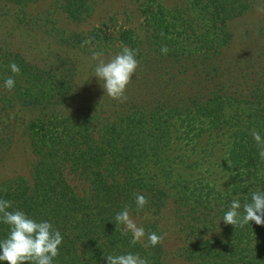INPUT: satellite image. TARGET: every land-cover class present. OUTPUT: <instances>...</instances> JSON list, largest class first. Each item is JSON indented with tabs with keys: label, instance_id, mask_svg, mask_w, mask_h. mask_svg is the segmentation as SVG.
I'll return each mask as SVG.
<instances>
[{
	"label": "trees",
	"instance_id": "1",
	"mask_svg": "<svg viewBox=\"0 0 264 264\" xmlns=\"http://www.w3.org/2000/svg\"><path fill=\"white\" fill-rule=\"evenodd\" d=\"M162 1L129 0L120 21L98 0H0V26L21 29L26 43L0 33V199L60 231L53 264L127 253L148 264H264V225L222 220L234 199L264 190L251 135L264 139V12L258 34L233 51L230 22L248 0ZM125 46L139 67L121 103L104 94L91 56L107 61ZM17 149L29 152L26 170L8 175ZM126 206L144 242L155 232L162 244L121 235L115 215ZM7 234L0 223V240ZM168 237L181 244L168 250Z\"/></svg>",
	"mask_w": 264,
	"mask_h": 264
},
{
	"label": "clouds",
	"instance_id": "2",
	"mask_svg": "<svg viewBox=\"0 0 264 264\" xmlns=\"http://www.w3.org/2000/svg\"><path fill=\"white\" fill-rule=\"evenodd\" d=\"M258 11L264 12V6L258 7ZM89 43V41H85ZM161 53L167 54V46L161 48ZM91 60L97 61L94 68V76L101 82L104 94L121 103L127 100L125 92L133 75L139 67L136 59V51L123 47L122 51L108 59L103 58L100 52H93ZM11 72L18 75L20 68L17 64L9 65ZM15 86L14 77L10 76L4 81V87L11 91ZM252 138L260 146L259 158L264 160V139L256 130L251 132ZM135 203L137 210H142L148 203L143 194H136ZM12 202L0 199V223L8 226L6 238L0 240V261L8 264H53V259L59 255V246L63 237L59 230L55 229L49 221H36L21 210H10ZM241 208L243 215H241ZM226 225L235 228H243L254 221L257 225H264V190L253 192L251 202L244 203L238 199L231 202L229 210L223 217ZM116 229L122 236L131 233V245L141 243L143 247H155L162 244L166 234H147L145 243V229L138 226L131 217L127 206L123 211L115 215ZM107 264H148L145 258L139 254L127 253L120 255H108Z\"/></svg>",
	"mask_w": 264,
	"mask_h": 264
},
{
	"label": "rangeland",
	"instance_id": "3",
	"mask_svg": "<svg viewBox=\"0 0 264 264\" xmlns=\"http://www.w3.org/2000/svg\"><path fill=\"white\" fill-rule=\"evenodd\" d=\"M98 1L100 2L98 8L99 12H101L102 14L105 13L106 15L117 12V14H119V20L120 21L124 20L125 18L124 12L122 11L125 8L129 9V3H128L129 0H98ZM183 1L184 0H163L162 3L165 4L166 6L172 7L177 3L182 4ZM134 5L137 6V3H135ZM134 5H133V9L136 8ZM258 7H261L259 0H251V1L248 0V2L244 4V8H246L244 10L245 12L240 17L234 18V20L230 22V28L234 32L233 51H239L241 46L250 40V37L252 36L254 37L258 34V29L262 24V12L257 10ZM92 19L95 20V16H93ZM20 30L21 29L15 31L13 28L9 30V25L7 27L0 26V33L4 32L3 33L4 35H9L14 37V39L17 40V45L25 49L26 43L20 38L23 37L24 33H21ZM44 47L45 46L42 47V50ZM43 54L44 53H42V56ZM27 156H29L28 151H25L24 149L15 150L6 161L8 164L7 165L8 168L6 169L5 172L8 175H11L16 171L25 172L27 165L26 162ZM164 222L167 223L166 220H164ZM166 230L169 231L168 236H170L171 227L170 226L168 227L167 225ZM165 243H166V247L170 251L175 250L181 244V242L175 240L173 237L166 240ZM172 259H173V263L176 264H188L185 260L183 261L182 259L177 258L176 256L172 257Z\"/></svg>",
	"mask_w": 264,
	"mask_h": 264
}]
</instances>
